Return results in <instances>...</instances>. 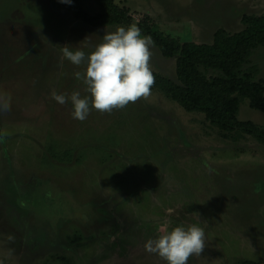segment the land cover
<instances>
[{"label": "rangeland", "instance_id": "rangeland-1", "mask_svg": "<svg viewBox=\"0 0 264 264\" xmlns=\"http://www.w3.org/2000/svg\"><path fill=\"white\" fill-rule=\"evenodd\" d=\"M115 2L129 21L95 27L49 0H0V264H166L144 244L178 225L204 229L188 264L264 261V143L221 131L153 85L83 121L51 95H87L74 75L84 66L64 47L87 53L105 31L143 23L212 43L219 28L239 32L243 15L264 14V0ZM150 52V69L175 80L176 59L154 43ZM243 68L264 79V45ZM238 118L264 129L246 98Z\"/></svg>", "mask_w": 264, "mask_h": 264}, {"label": "trees", "instance_id": "trees-1", "mask_svg": "<svg viewBox=\"0 0 264 264\" xmlns=\"http://www.w3.org/2000/svg\"><path fill=\"white\" fill-rule=\"evenodd\" d=\"M49 1L70 9L77 19L95 27L123 24L130 19L127 9L115 0H94L98 5L96 13L84 9L82 0H72L71 4ZM241 21L245 25L243 30L232 33L219 28L212 43L182 42L145 23L139 29L143 36L151 38L163 56L176 59V79L151 70L153 86L186 111L204 114L221 131L251 135L264 143V129L252 120L238 118L241 98L248 99L250 107L264 112V79L257 80L253 68H243L253 51L264 45V14H245ZM244 263L264 264V261Z\"/></svg>", "mask_w": 264, "mask_h": 264}, {"label": "clouds", "instance_id": "clouds-1", "mask_svg": "<svg viewBox=\"0 0 264 264\" xmlns=\"http://www.w3.org/2000/svg\"><path fill=\"white\" fill-rule=\"evenodd\" d=\"M60 2L71 4L72 0ZM152 44L138 27L129 26L105 31L102 41L87 53L64 47V59L84 66L83 72L74 75L83 81L87 95L81 96L79 91L70 95L53 92L52 99L61 105L70 102L72 117L83 121L92 108L110 112L147 97L155 83L149 65ZM8 106V102L2 105L5 110ZM204 247V229L198 225L175 226L144 244L145 251L159 256L166 264H188L189 257L199 255Z\"/></svg>", "mask_w": 264, "mask_h": 264}]
</instances>
